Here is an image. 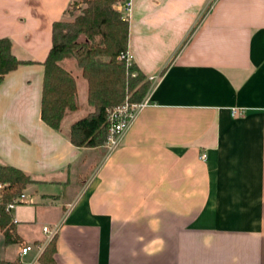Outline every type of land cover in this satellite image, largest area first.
Masks as SVG:
<instances>
[{
  "label": "crops",
  "instance_id": "obj_1",
  "mask_svg": "<svg viewBox=\"0 0 264 264\" xmlns=\"http://www.w3.org/2000/svg\"><path fill=\"white\" fill-rule=\"evenodd\" d=\"M72 1L0 0V38L27 61L0 82V164L32 179L0 264H41L56 224V264H264V0H122L150 88L110 153L69 140L92 111L75 60L62 64L86 103L59 130L40 115L52 24L74 19Z\"/></svg>",
  "mask_w": 264,
  "mask_h": 264
},
{
  "label": "trees",
  "instance_id": "obj_2",
  "mask_svg": "<svg viewBox=\"0 0 264 264\" xmlns=\"http://www.w3.org/2000/svg\"><path fill=\"white\" fill-rule=\"evenodd\" d=\"M82 1L85 7L72 21L52 24L51 47L42 62L40 115L44 123L59 130L66 114L79 108L75 77L62 64L66 58L75 60L87 82V102L92 111L71 124L69 140L77 147H97L107 139L106 109L126 101H141L150 88V81L135 63L118 58L128 50V19L117 7L122 0ZM24 63L27 61L17 59L12 53L10 40L0 38V82L5 74ZM31 182L22 170L0 164V183L4 184L0 229L6 243L10 242L15 224L12 211H7L6 205ZM55 238L56 235L41 253V264H56Z\"/></svg>",
  "mask_w": 264,
  "mask_h": 264
},
{
  "label": "built area",
  "instance_id": "obj_3",
  "mask_svg": "<svg viewBox=\"0 0 264 264\" xmlns=\"http://www.w3.org/2000/svg\"><path fill=\"white\" fill-rule=\"evenodd\" d=\"M130 9V4H127L125 6L126 11ZM119 59L125 58L128 63L132 62V57L128 50L125 53H121L118 56ZM151 81H155L156 77L152 76L149 77ZM148 104V101L146 99H142L139 102H128L115 106L113 108H107L106 109V115H107V139L105 142V147L108 153L115 150L120 141L123 137L124 133L128 130V128L131 126V124L134 122L136 117L138 116L139 112L142 110L143 107H145ZM233 115H243L244 111L241 109H232L231 112ZM202 159H205L206 154L202 153L200 155ZM4 184L0 183V197L3 190ZM27 195L24 191H22L20 194L15 196L9 203L6 205L7 211H12L16 206L20 204L26 203ZM59 225L56 224L52 228H48L47 226L43 227V231L47 232L49 235V238L52 239L56 233L58 232ZM33 245L31 244H23L20 246V257H24L28 255L33 250ZM44 250V244H38L36 245V253L39 256L41 252ZM27 264H31L30 262H27Z\"/></svg>",
  "mask_w": 264,
  "mask_h": 264
},
{
  "label": "rangeland",
  "instance_id": "obj_4",
  "mask_svg": "<svg viewBox=\"0 0 264 264\" xmlns=\"http://www.w3.org/2000/svg\"><path fill=\"white\" fill-rule=\"evenodd\" d=\"M83 7H85V4H84V2L82 0H74L73 3H72V5L69 8V13L68 14H70L71 17L72 16L75 17L76 15H78L81 12V9ZM81 79H83V78L81 77L79 79V81H78L79 84H80V86H79L80 89H79V95L77 97V101H78L79 104H82L83 105L86 102H85V91H84L83 87L81 86L82 85L81 84V81H82Z\"/></svg>",
  "mask_w": 264,
  "mask_h": 264
}]
</instances>
